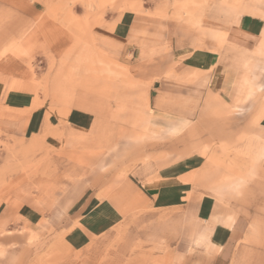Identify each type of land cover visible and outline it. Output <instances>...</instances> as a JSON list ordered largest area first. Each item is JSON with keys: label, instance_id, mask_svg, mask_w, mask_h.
Returning <instances> with one entry per match:
<instances>
[{"label": "rangeland", "instance_id": "374dc122", "mask_svg": "<svg viewBox=\"0 0 264 264\" xmlns=\"http://www.w3.org/2000/svg\"><path fill=\"white\" fill-rule=\"evenodd\" d=\"M30 1L38 2L51 20H61V27L73 36L70 45L81 52L71 51L65 58L83 66L42 70L31 66L38 86L33 108L46 104L54 118L48 129L34 135L0 132V205L10 204L33 214V219L18 216L13 229L0 230V237L14 234L19 246L35 249L25 264H63V260L65 264H203L205 252L212 250L206 207L215 203L246 212L229 264H264V209L249 212L241 204L251 188L264 193V131L259 126L264 117V41L253 52L242 49L241 74L248 78L249 86L237 101L226 107L214 104L209 127L193 126L172 145L168 134L149 148L151 141L145 136L125 137L101 121L94 129L80 130L62 119L82 90L88 95L109 93L116 81L126 78L127 67L112 59L90 33L109 28L104 22L107 13L145 12L173 20L172 27L187 29L178 41L216 50L230 48L231 43L216 24L203 21L206 7L213 3L240 5L264 18V0ZM75 6L82 17L75 16ZM185 73L174 71L165 81L173 80L184 89ZM95 82L112 84L91 88ZM237 86L229 99L237 96ZM96 169L104 182L87 191L98 199H86L82 210L88 212L100 203L97 209L103 215L96 218L95 208L85 222L107 224L87 230L82 247L70 249L62 234L46 232L44 215L75 180ZM173 176L178 181L171 190L162 189L159 197L154 196L150 186ZM37 218V224L29 223ZM56 254L58 258L52 261Z\"/></svg>", "mask_w": 264, "mask_h": 264}, {"label": "crops", "instance_id": "0c3cea01", "mask_svg": "<svg viewBox=\"0 0 264 264\" xmlns=\"http://www.w3.org/2000/svg\"><path fill=\"white\" fill-rule=\"evenodd\" d=\"M78 7H74L75 16L82 17ZM202 17L208 24L219 27V32L230 40V48L210 50L194 47L193 42L178 41L179 34L187 33V29L172 27L176 22L151 13H107L104 22L109 28L90 33L112 59L127 67L126 78L116 81L108 94L96 91L88 95L82 90L72 99L62 118L67 126L88 130L101 121L125 137L142 135L154 141L149 143V148L159 145L160 141L155 140L167 134L172 145L193 126L209 127L213 105L226 107L228 102L237 101L242 90L249 86L248 78L241 74L242 49L253 52L256 44L264 41V18L248 13L240 5L226 3L209 4ZM60 21L59 18L51 20L38 2L0 0V132L34 135L48 129L54 118L49 115L46 104L33 108L38 86L31 66H40V69L83 66L65 58L71 51L80 55L81 52L79 47L76 52L75 45H70L73 36L61 27ZM240 43L242 47L238 46ZM183 70L186 71L183 75L187 76L184 89L173 80L165 81L169 73ZM95 83L91 88H108L112 84ZM194 86L199 89L194 90ZM235 86L237 96L229 99L234 95ZM259 126L264 131V117ZM101 175L96 169L85 178L75 180V185L60 202L44 215L46 232L62 234L64 244L70 249L82 247L88 238L87 230L107 224L85 222L100 203L90 207L88 212L82 210L86 199H98L87 191L96 190L104 182V178L98 177ZM163 179L150 186L156 197L161 195L162 189L171 190L178 181L174 176ZM245 195L241 204L249 212L264 209L263 192L251 188ZM220 205L210 203L206 207L212 250L205 252L203 264H229L233 243L243 230L241 216L246 212L231 211ZM97 210L96 218L103 215L102 210ZM21 214L33 219V214L27 210L10 204L0 205V230H12ZM29 223L37 224L38 218ZM34 255V248L19 246L16 235L0 237V264H25L26 258ZM57 258L56 254L51 260Z\"/></svg>", "mask_w": 264, "mask_h": 264}, {"label": "bare ground", "instance_id": "6f19581e", "mask_svg": "<svg viewBox=\"0 0 264 264\" xmlns=\"http://www.w3.org/2000/svg\"><path fill=\"white\" fill-rule=\"evenodd\" d=\"M237 3H238V2H237ZM204 4H205V3H204ZM193 9H194V8H193ZM200 9H201V8H200ZM198 10H199V9H198ZM198 10H197V11H198ZM194 11H195V10H194ZM199 11H200V10H199ZM199 11H198V12H199ZM194 13H195V12H194ZM131 14H132V13H131ZM189 14H190V13H189ZM199 14H200V13H199ZM194 15H195V14H194ZM263 24H264V23H263ZM1 55H2V54H1ZM102 61L105 62L104 60H102ZM101 63H102V62H101ZM107 63H108V61H107ZM112 64H113V63H112ZM101 65H102V64H101ZM113 65H114V64H113ZM87 66H89V65H87ZM102 66H103V65H102ZM102 66H101V67H102ZM105 66H106V65H105ZM103 68H104V67H103ZM109 68H110V67H109ZM109 68L106 67V69H108V71L110 70ZM105 71H106V70H105ZM93 74H94V73H93ZM72 225H74V224H72ZM74 226H75V225H74ZM72 227H73V226H72ZM77 228H78V226H77ZM70 229H71V226H70ZM126 242H127V241H126ZM126 242H125V243H126ZM128 244H129V243H128ZM123 245H125V244H123ZM125 253H126V252H125ZM119 254H120V253H119Z\"/></svg>", "mask_w": 264, "mask_h": 264}]
</instances>
